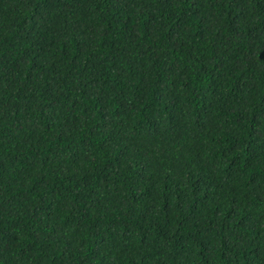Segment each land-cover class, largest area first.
<instances>
[{
	"label": "trees",
	"instance_id": "trees-1",
	"mask_svg": "<svg viewBox=\"0 0 264 264\" xmlns=\"http://www.w3.org/2000/svg\"><path fill=\"white\" fill-rule=\"evenodd\" d=\"M0 264H264V0H0Z\"/></svg>",
	"mask_w": 264,
	"mask_h": 264
}]
</instances>
